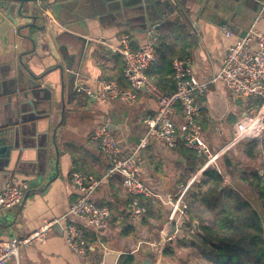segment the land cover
<instances>
[{
    "label": "crops",
    "instance_id": "1",
    "mask_svg": "<svg viewBox=\"0 0 264 264\" xmlns=\"http://www.w3.org/2000/svg\"><path fill=\"white\" fill-rule=\"evenodd\" d=\"M260 1L183 0L179 7L184 15L176 12L147 23L143 10L138 11V7H134L137 11L126 10L106 26L96 24V28H89L84 37L93 43L73 64L77 72L73 79L62 78L57 68L48 70L57 61L48 47L52 31L34 36L35 49L27 55L31 59L29 63L24 56L25 67L18 61L19 50H31L32 43L28 40L21 45L14 42L9 25L0 24V190L9 177L15 176L20 185L27 184L21 204L0 211V238L23 237L45 219L66 214L69 203L77 195L71 182L73 170L80 169L95 176L103 174L107 161L98 142L91 137L97 124L109 126L122 144L123 156L140 145L145 132L143 119L156 110V100L139 90L134 102L113 99L89 103L86 95L77 91L79 85L96 90L105 79L118 82L123 68L122 57L116 50L119 36L130 34L131 47L136 49L145 43L147 32L152 29L158 38L167 35L166 40L175 44V30L181 25L190 42L187 56L180 59L188 60L191 73L204 81L219 70L227 46L251 26ZM47 13L53 20L48 10ZM140 15L145 17L140 18ZM55 21L59 26V21ZM257 26L264 32L263 23ZM222 27L228 28L232 36L226 37ZM57 48L54 55L62 61ZM33 83L39 85L35 93ZM228 91L221 82L208 84L202 97V140L212 153L223 149V154L227 153L238 169H259L262 156L249 160L239 144L228 147L237 115L257 112L248 108L247 100L231 102ZM187 153L181 146L169 149L153 138H147L145 146L139 147L137 162L141 178L158 196L142 198L147 212L136 222L128 218L129 196L118 176L92 194L96 203L109 209L107 227L95 230L70 217V221L79 224L87 239L86 257H80L68 247L61 227H53L45 242L23 247L17 258L12 257L7 264H126L129 256L132 264H141L148 254L155 255L151 264H211L191 243L193 236L201 233L200 229L195 230L193 221H197L199 227L198 218L203 219L204 212L209 211L190 196V190L206 177L199 168L190 172ZM219 159L212 163L216 165ZM230 169L234 173L225 174L224 183L233 188L239 183L250 190L236 176L238 171L232 166ZM180 184L187 190L188 220L175 213ZM165 247L169 252L163 255Z\"/></svg>",
    "mask_w": 264,
    "mask_h": 264
},
{
    "label": "built area",
    "instance_id": "2",
    "mask_svg": "<svg viewBox=\"0 0 264 264\" xmlns=\"http://www.w3.org/2000/svg\"><path fill=\"white\" fill-rule=\"evenodd\" d=\"M44 15L46 22L52 21L48 17L47 10L44 11ZM258 23L264 24V0L260 1L251 26L227 46L219 70L208 80H198L191 73L188 60L172 59L174 89L171 92H165L146 73L157 57L156 49L159 38L155 31L149 30L145 43L136 49L131 47L130 34L119 36L116 50L122 57V76L128 85L121 86L115 80L105 79L101 81L100 87L96 90L79 85L77 91L83 92L89 103L106 102L113 99L134 102L137 100L139 90L156 100V110L143 119L145 132L140 145L129 155L123 156L109 126L106 123L97 124L92 130L91 137L98 142L99 149L107 161L103 174L95 176L80 169L73 170L71 182L77 195L69 203L67 213L57 218L45 219L38 228L23 237L0 238V264H7L12 257L17 258L20 249L25 246L45 242L48 233L55 225L61 226L63 238L68 247L80 257H86L87 239L79 224L70 221V217L77 218L95 230L107 227L109 209L104 204L96 203L92 194L115 176L120 178L129 196L128 218L133 222L141 219L147 212V206L142 198L149 199L158 196L141 178V170L137 162L138 149L145 146L147 138L160 141L169 149L182 145L198 157H202L203 162L198 170L200 172L212 166V162L221 157L224 150L219 149L212 153L202 140L200 123L203 110L202 97L209 83L221 82L227 90L245 101L257 98H262L264 101V32L258 28ZM221 29L226 37L232 36L228 28L222 27ZM235 131L228 147L244 139L256 140L262 137L264 134V102L256 113L238 114ZM263 167L264 163L261 164L260 170L263 171ZM26 188L27 184L20 185L15 177L9 178L0 190V211L18 207L23 200ZM178 188L180 199L175 204V213L176 216L188 220L186 186L180 184Z\"/></svg>",
    "mask_w": 264,
    "mask_h": 264
},
{
    "label": "trees",
    "instance_id": "3",
    "mask_svg": "<svg viewBox=\"0 0 264 264\" xmlns=\"http://www.w3.org/2000/svg\"><path fill=\"white\" fill-rule=\"evenodd\" d=\"M175 31V44L166 40L167 35L159 36L156 61L146 70L147 75L165 92L174 89L171 61L174 57L185 58L190 42L187 40V31L181 25ZM118 84L128 85L123 76L118 79ZM247 102L258 109L264 101L257 98L248 99ZM238 144L246 158L255 160L262 156L264 163V134L259 139H244ZM184 149L188 151V169L195 172L203 158ZM231 166L238 171V179L254 193L259 209L241 192L224 183L225 174L230 176L234 173ZM203 174L206 180L198 182L190 190V196L195 202L207 207L210 222L198 218L201 233L193 236L192 245L197 246L202 258L211 264H264V167L262 174L260 168L256 167L238 169L237 164L233 165L228 154L224 153L216 167L206 168ZM168 250L165 247L162 254L166 255ZM129 263L132 264L131 256L126 261V264Z\"/></svg>",
    "mask_w": 264,
    "mask_h": 264
},
{
    "label": "water",
    "instance_id": "4",
    "mask_svg": "<svg viewBox=\"0 0 264 264\" xmlns=\"http://www.w3.org/2000/svg\"><path fill=\"white\" fill-rule=\"evenodd\" d=\"M183 3V0H0V24L9 25L14 42L21 45L22 41L28 40L32 43L31 50H19L18 61L25 67L31 61L27 55L35 49L34 36L36 34L44 35L45 31H52L51 42L47 41L48 47L57 61L48 70L57 68L60 70L62 78L66 76L68 79H73L77 75V72L73 70V64L85 54L93 43L84 37L88 34L89 28H96V24L106 26L126 10H143L146 15V23L176 12L184 15L183 10L179 7ZM134 7H138L137 10ZM45 10L51 13L53 18L51 22L45 21ZM152 15L156 19L152 18ZM143 17L145 16L140 15V18ZM55 19L59 21V26ZM55 47H58L62 61H58L54 55ZM24 56L27 63L23 59ZM46 72L42 73L40 77ZM34 77L36 80L40 79L39 76ZM38 86L33 83L34 93L39 90ZM260 173L262 174L263 171L260 170ZM17 183L19 184L18 181ZM193 226L199 232L197 221H193ZM55 227L61 226L55 225ZM154 258V254H148L147 259H144L141 264H151Z\"/></svg>",
    "mask_w": 264,
    "mask_h": 264
},
{
    "label": "rangeland",
    "instance_id": "5",
    "mask_svg": "<svg viewBox=\"0 0 264 264\" xmlns=\"http://www.w3.org/2000/svg\"><path fill=\"white\" fill-rule=\"evenodd\" d=\"M211 77V76H210ZM199 80H201V79H199ZM228 94H229V97H230V100H231V102H233V101H235V99H242V98H240V97H237L238 95H236V94H233L232 92H230V91H228ZM248 108H250L251 110H255V112L256 111H258V109L260 108H255V106L254 105H248ZM234 126H233V130H234V133L236 132L235 131V121H234ZM117 144H118V146L119 147H121V143H120V141L118 142L117 141ZM208 145V144H207ZM238 147H240V145L238 146ZM233 189H236V190H238L239 192H241V193H243L244 195H245V197L247 198V199H249V201L254 205V207H256L257 209H259V206H258V202H257V199H256V197H255V195H254V193L252 192V191H250V190H247L245 187H243V186H241L239 183H236V185H235V188H233ZM204 215H206L203 219L206 221V222H210V216H209V213H205L204 212ZM263 224H264V219H263Z\"/></svg>",
    "mask_w": 264,
    "mask_h": 264
}]
</instances>
